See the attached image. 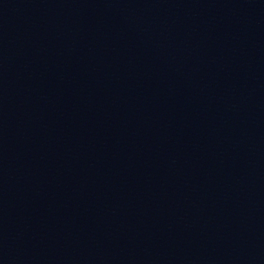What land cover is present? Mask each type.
<instances>
[{
    "label": "water",
    "instance_id": "1",
    "mask_svg": "<svg viewBox=\"0 0 264 264\" xmlns=\"http://www.w3.org/2000/svg\"><path fill=\"white\" fill-rule=\"evenodd\" d=\"M0 264H264V64L0 44Z\"/></svg>",
    "mask_w": 264,
    "mask_h": 264
}]
</instances>
